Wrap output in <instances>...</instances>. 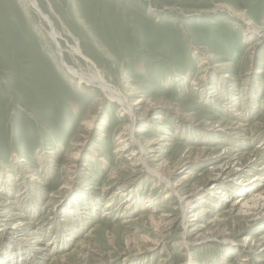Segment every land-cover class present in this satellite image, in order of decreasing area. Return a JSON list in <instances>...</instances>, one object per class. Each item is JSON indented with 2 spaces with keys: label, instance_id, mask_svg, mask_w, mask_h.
Wrapping results in <instances>:
<instances>
[{
  "label": "rangeland",
  "instance_id": "obj_1",
  "mask_svg": "<svg viewBox=\"0 0 264 264\" xmlns=\"http://www.w3.org/2000/svg\"><path fill=\"white\" fill-rule=\"evenodd\" d=\"M37 2L59 44L0 0V264H264V0ZM75 40L142 99L134 134L176 190L118 150V103L69 83L62 54L92 71Z\"/></svg>",
  "mask_w": 264,
  "mask_h": 264
},
{
  "label": "bare ground",
  "instance_id": "obj_2",
  "mask_svg": "<svg viewBox=\"0 0 264 264\" xmlns=\"http://www.w3.org/2000/svg\"><path fill=\"white\" fill-rule=\"evenodd\" d=\"M30 1L33 4V6L36 7L37 12L42 17V19L45 20L49 24V26H50L49 34L52 37V39H55L56 42H58V38H59L58 36L59 35H58V32L56 31L51 19L48 17L47 14H45L43 11H41L37 0H30ZM263 37H264V35H263ZM74 42H75V44L73 46H70L72 55H75V56H78V57H81V58L85 59V61H87L88 65H90V67L92 68V71L85 72V71H82L81 68H77V67L69 65L64 60V58L62 57L63 56V54H62L59 57V59H60L59 62L64 67L63 69H65V72L70 77V82L69 83H72V81L73 82L75 81L76 84H79V85H81L83 83V84H86V85L97 86L106 95L108 100L115 101L116 104L118 103V105H119V113L122 114V115L128 116L130 118V120H131L129 123H126L125 126L123 127V129L120 131V136L119 137H117V135L115 136V138L118 139L117 141H119V143L121 142L122 144H124V145H121V148H118V150L119 151H123V150H128L129 149V152L122 154V155H124V157L133 158V157L136 156V158L138 159L137 160L138 162L135 159L136 164H138L142 169H145L144 171L149 173V176L151 177V179H159L160 181L165 182L166 184L170 185V189L176 190V188L173 186L174 184L173 185H172V183L170 184V180H169L170 174L172 173V168L171 169L170 168H166V170L164 169L165 170L164 171L162 166H160V164H158V166L151 165L148 162V159H147V157L145 155V148H146L145 146H147V145L150 146L151 145V144H149L150 141L147 142V144H144L134 134V123H135V120L137 118H136V113H135V109H134L133 105L138 106L141 103L142 99L137 98V99H135V101L132 104L131 101L129 100V98L126 95H124L116 87L110 85V83H108L105 80L104 76L102 75V73L100 72L98 67L96 66L95 62L93 60H91L90 58H88L82 52V50H81V48H80V46L78 44V41L75 40ZM58 44H59V42H58ZM58 47L60 48V51H62L61 45H59ZM231 108L234 109L233 107H231ZM235 114H240V113H239V111L236 110ZM157 118L161 119L162 116L161 115L157 116ZM88 124H89V122H88ZM243 125H244L243 123H237L236 127L240 128ZM132 145H134V148H131ZM150 150H152V148H150ZM202 152L203 151L201 150L200 154L196 155L195 159H199L201 156L203 157V155H201ZM236 154H240V153L237 152ZM259 167H258L259 170H263L264 169V165H262L260 168ZM237 169L238 170H243L242 168H236V170ZM193 173H195V172L194 171H189L188 173L183 174L179 179H189L190 176ZM230 173L234 174V173H237V172H235V170H234V172H228V174H230ZM255 177H256V175L253 177V179H257ZM211 186L215 187V185H211ZM196 194H197V192L194 193V195H196ZM182 202L186 204L188 202V200L186 199V200H184ZM248 202L249 201H245L243 205H248ZM241 203H243V202H241ZM184 212H186L185 208H184ZM200 215H201V213L199 214V216H195L194 219H199Z\"/></svg>",
  "mask_w": 264,
  "mask_h": 264
}]
</instances>
